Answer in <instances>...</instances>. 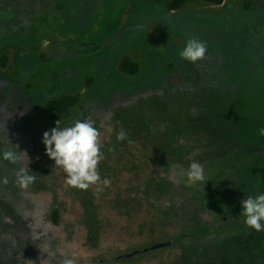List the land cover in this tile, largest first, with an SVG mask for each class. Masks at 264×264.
Segmentation results:
<instances>
[{
    "label": "rangeland",
    "instance_id": "374dc122",
    "mask_svg": "<svg viewBox=\"0 0 264 264\" xmlns=\"http://www.w3.org/2000/svg\"><path fill=\"white\" fill-rule=\"evenodd\" d=\"M170 1L0 0V264H113L115 253L170 237L179 244L132 264H264V231L241 207L264 194V0L175 12ZM191 38L207 44L196 63L179 55ZM124 59L136 75L119 71ZM75 94L68 120L46 110ZM86 119L111 182L100 192L68 186L42 142L58 122ZM9 149L28 157L12 164ZM192 161L205 185L187 186ZM21 167L36 175L27 189Z\"/></svg>",
    "mask_w": 264,
    "mask_h": 264
},
{
    "label": "clouds",
    "instance_id": "9594fccd",
    "mask_svg": "<svg viewBox=\"0 0 264 264\" xmlns=\"http://www.w3.org/2000/svg\"><path fill=\"white\" fill-rule=\"evenodd\" d=\"M207 51L206 42L191 38L179 55L185 61L196 63L205 59ZM58 124L50 132L43 133L42 142L46 148V155L55 161L56 168H61L66 174L65 183L68 186L83 191L95 186L98 192L103 191L111 182L107 178L102 179L99 172V165L105 158L101 151L100 131L90 119L76 120L73 125L63 128ZM125 139H127V133L121 128L117 134V140ZM129 143L132 141L129 140ZM25 155L27 156L25 152L9 149L3 152L2 158L16 164ZM30 172L29 167H21L16 171L15 175L20 188L27 189L35 182L36 175ZM186 177L189 187H196L197 184L205 185L207 182L205 169L198 161L190 163ZM0 182L6 185L7 177ZM241 207L245 224L256 232L264 231V194L247 197ZM63 264H74V261L65 259Z\"/></svg>",
    "mask_w": 264,
    "mask_h": 264
},
{
    "label": "trees",
    "instance_id": "16d2710c",
    "mask_svg": "<svg viewBox=\"0 0 264 264\" xmlns=\"http://www.w3.org/2000/svg\"><path fill=\"white\" fill-rule=\"evenodd\" d=\"M197 2L208 4V5H213V6H221L224 0H171L168 4V9L171 12H175V11L180 10L183 6L187 4L197 3ZM1 66H4V62L1 63ZM119 71L125 75L134 76L138 73L139 67L137 63L132 62L128 59H124L119 65ZM89 84H90V80L87 81V85ZM79 99H80L79 94L65 95V96L47 101L45 104V108L48 112L54 113L59 119L66 121L70 117V110L77 106ZM24 111L26 113V110ZM175 130H176V126H174L172 132H175ZM169 137L167 136V138ZM160 146L158 145L153 146L154 149L152 150V152L154 153L151 154L152 157H150V160H148L153 170L158 165L156 162H158L159 158L162 156V155L161 156L158 155V151H156L158 150L157 147H160ZM176 151L177 150H175L174 153H176ZM174 240L175 239H173V237H170L169 239L165 240V242H162L160 244H155L154 241L152 242L148 241L146 244L140 247H136L133 249L126 248L121 253H117V254L115 253L113 257L110 259V262L113 264H132V263L138 262L142 260L144 257H146L149 253L154 252V250L165 248V247L173 248L177 243L179 244V240H175L176 242ZM85 241L87 242L96 241L97 242V238H95L91 233H89L88 235H86ZM169 241H171L172 243ZM93 261H96V264L100 263L98 258L93 259Z\"/></svg>",
    "mask_w": 264,
    "mask_h": 264
}]
</instances>
